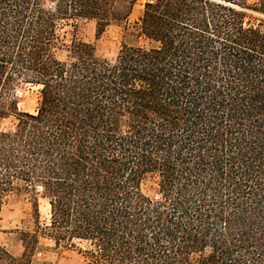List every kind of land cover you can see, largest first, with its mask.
<instances>
[{"label": "trees", "instance_id": "16d2710c", "mask_svg": "<svg viewBox=\"0 0 264 264\" xmlns=\"http://www.w3.org/2000/svg\"><path fill=\"white\" fill-rule=\"evenodd\" d=\"M136 2L0 0V221L21 194L37 219L0 264H49L42 237L85 264H264V0L146 2L149 45L113 59L77 37L126 26Z\"/></svg>", "mask_w": 264, "mask_h": 264}, {"label": "rangeland", "instance_id": "374dc122", "mask_svg": "<svg viewBox=\"0 0 264 264\" xmlns=\"http://www.w3.org/2000/svg\"><path fill=\"white\" fill-rule=\"evenodd\" d=\"M152 0H137L133 13L126 26L112 25L99 38L96 39V24L92 20H82L78 24L77 37L83 41L93 43L99 56L113 59L117 56L124 44L149 45L143 37L138 38L134 25L143 14L146 2ZM259 0H248L254 4ZM254 16H259L257 13ZM64 30H73L65 27ZM63 30V31H64ZM68 37L71 35L68 33ZM18 107L20 111L34 112L38 106L39 87L31 83H23L17 89ZM16 122L15 117H9L2 123L3 127H12ZM143 191L151 196L158 195V186L155 178H148L143 184ZM34 198L30 194H21L11 197L4 205L0 221V245L7 248L15 255L24 251L22 232H32L36 228V215ZM39 221L45 226L49 221V203L43 197H38ZM42 249L36 258L40 262L49 264H85L82 254L76 247L57 245L52 239L41 238ZM82 246V244H78Z\"/></svg>", "mask_w": 264, "mask_h": 264}]
</instances>
